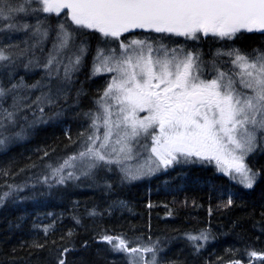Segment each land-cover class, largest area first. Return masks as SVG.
I'll use <instances>...</instances> for the list:
<instances>
[{"label": "trees", "instance_id": "trees-1", "mask_svg": "<svg viewBox=\"0 0 264 264\" xmlns=\"http://www.w3.org/2000/svg\"><path fill=\"white\" fill-rule=\"evenodd\" d=\"M37 19L45 21L47 38L7 27L35 25ZM58 25L44 13L0 20V48L29 50L24 57L14 56L13 63L0 62V86L24 85L0 98V107L16 111L15 123L0 127V264H58L60 259L65 264H129V254L114 250L104 236L123 238L129 248L154 246L157 264H264L262 137L247 161L258 173L252 188L196 163L174 164L140 179L126 178L122 168H129L127 163L105 169L100 165L88 175H82L87 169L78 168L54 174L84 150L82 138L99 101L95 87L100 82L88 53L71 71V79H64L63 65L70 56L53 48ZM85 35L72 37L76 54L95 45L96 39ZM261 40L264 35L252 33L236 41L244 50L263 52ZM14 45L19 48H9ZM50 54L62 62L58 75L55 65L51 75L43 67ZM29 60L33 63L25 68ZM13 96L19 98L16 109L11 107ZM69 172L72 178H67ZM60 175L66 177L63 183L58 182ZM202 232L207 240L188 239ZM152 255L137 253L138 264H146Z\"/></svg>", "mask_w": 264, "mask_h": 264}, {"label": "snow or ice", "instance_id": "snow-or-ice-1", "mask_svg": "<svg viewBox=\"0 0 264 264\" xmlns=\"http://www.w3.org/2000/svg\"><path fill=\"white\" fill-rule=\"evenodd\" d=\"M64 10L66 18L77 28L91 29L113 40H119L123 33L132 29L193 39L197 38V33L232 39L242 30L264 32V0H0V20L3 21L14 20L15 14L60 16ZM44 22L37 19L35 25L8 23L7 27L30 30L33 36L47 38L49 30L43 27ZM72 37L73 32L65 23H60L53 45L55 52L58 54L68 48ZM13 47L19 48L18 45L9 46ZM28 51L27 48L18 52L0 48V62L13 63L14 56L19 59ZM84 52L85 48L81 47L78 54H74L75 58L69 57V63L63 65L65 80L71 79L70 73L79 65ZM224 54L234 57L231 63L241 69L238 74L240 88L236 86V74L220 71L215 64L216 75L211 79L204 78L199 53L183 48L169 50L164 45L153 48L145 41L132 40L129 44L121 42L119 52L112 48L105 55V49H98L95 61L99 63L94 61L93 75L116 73L97 101L105 113L103 124L106 131L102 138L95 132L89 135L85 150L66 159L54 174L75 167L73 162L77 160L86 165L87 170L82 175H88L101 161L109 165L119 164L122 153L125 159L131 158L128 141L144 135L151 136V152L159 165L167 167L180 162L181 158L187 161L192 157L215 160L218 168L222 162L227 165L220 169L225 175L234 172L237 175H232V179L252 188L258 173L248 167L244 158L255 147L257 132H264V52L257 51L252 56L235 49ZM32 63L29 60L24 67L28 68ZM61 64L56 55L50 54L43 67L51 75L55 65L58 75ZM3 66L7 67V64ZM38 84L39 81L31 87ZM22 86V81L10 88L0 86V98ZM109 99L119 105L116 121L110 119L113 113L110 111L112 106L107 103ZM18 103L19 98L13 96L11 107L16 109ZM141 112L147 115L141 117ZM15 116L16 111L0 107V127L5 122L15 123ZM98 119L99 116L93 119V128L98 127ZM113 125L123 131L117 132L115 140L119 149L112 147L117 158L109 159L104 150L113 136ZM97 141H100L98 147ZM3 143L0 140V144ZM143 167L135 172L122 171L127 179H137L145 174ZM147 171L151 173L154 169L149 166ZM72 177L73 173L69 172L67 178ZM65 179L60 175L58 182L63 183ZM102 239L112 244L114 250L128 253L129 264H138L136 254L140 252L153 254L146 264H157L154 246L129 248V242L123 238L104 236ZM188 239L196 242L207 240L208 236L202 232L199 236L189 235ZM250 255L257 256L255 252ZM58 264H65V260L60 259Z\"/></svg>", "mask_w": 264, "mask_h": 264}, {"label": "rangeland", "instance_id": "rangeland-1", "mask_svg": "<svg viewBox=\"0 0 264 264\" xmlns=\"http://www.w3.org/2000/svg\"><path fill=\"white\" fill-rule=\"evenodd\" d=\"M51 17L56 18L58 21V24H60L64 20H66V22H65L66 27H70V30L76 35L78 32H85L86 34H88V36H92L96 39V43L93 47H91L90 52L85 51L89 55L92 56V60H93L92 64L93 65H94V61H95L96 52L98 49H105V55H107L108 50H110L112 48H116L117 51L119 52V44L121 42H123L125 44H129L132 40H140V41H145L148 44H151L153 46V48H158L160 45H164L169 50L183 48L185 51H188V52L199 53L200 60L202 62L206 63V65L203 67L204 68L203 77L206 79H211L214 75H216V72L213 69V64H215L220 71H222L223 68H226V69H229V71H231L233 74H237L241 70L239 67L234 66L231 63V61L234 57H229L226 54L222 55V53H227L230 50L239 49L238 44L233 39H227V38L221 39L219 37L212 36V37H207L209 39H206L205 42H202V41L200 42L198 35H197V38L193 39V38H188V37H184V36H176L173 34L165 33V34H161V35L144 34L143 36H140V37H125V38L120 37L119 40H113V38H110V37L109 38L103 37L100 33L96 32L94 30L77 28L75 25H73L71 23V21L69 19L66 18L64 12H62L60 16H56L55 14H51ZM171 38H174V39H171ZM201 39L204 40L205 38L201 37ZM102 41L104 44L100 45V42H102ZM208 43H211L212 47H210L208 45ZM261 43H262V41H261ZM261 46H264V42L262 43ZM71 47H72V44H70L68 48L61 50V52H69L71 55H74V52L76 51V49L71 48ZM133 47H136V46L133 45ZM253 49H254V47L249 49V52L247 54H252V52L254 51ZM96 63H99V61H97ZM92 68H93V66H92ZM211 71H212V73H210ZM108 74H111V75H108ZM114 75H116V73H113V72H102L100 74H96L97 78L100 80L99 84L95 87L96 94H97L99 101L103 95L104 90L107 88L108 84L111 82V79ZM234 79L237 81V84H236L237 88H240L241 87V85L239 83L240 76H237V78H236V75H234ZM244 91H248V90L244 89ZM92 101H94L93 98H92ZM101 103H103V101H101ZM107 103L112 106L110 108V111L113 113V115L110 117V119L112 121H116L118 118V115H119V105L116 103V101L111 100V99H109L107 101ZM145 115H147L146 112L144 115H141V113H139V116H141V117H143ZM97 116H99V119L97 120V122H100V126H98L97 128H93L92 127L93 119ZM104 117H105V113L103 111V108L101 107V104L97 103L96 109L94 111V116H93L92 122L87 127V129H88L87 138L89 135H92L93 132H95L97 134L98 128H100L102 130L100 137L101 138L103 137V134L106 131L104 124H103ZM122 131H123L122 128L116 129L115 125H113V136L111 137V140L109 142L107 149L104 150V154L106 156H108L109 159H116L117 158L116 153L112 152V147L114 146V141L117 139V132H122ZM262 134H263V132H257V140L255 142V147L253 148V150L250 153H248L245 156V158H244L245 163L247 162L248 157H250L254 153L255 149L259 146L258 144L261 141H259L258 138ZM84 141H85V139L82 141V145L84 144ZM87 142L88 141L86 139V143ZM99 143H100V141H97L96 147H98ZM128 144L131 148V152L128 153V155L131 158L125 159L124 154L122 153L120 155L119 159H120V162L122 160H127L124 162V164L127 163L126 165L129 168H122V169H127V170H131V171L135 172L141 166H144L143 171L145 172V174L139 176V178H137V179L145 178V177L152 175L154 173L165 171L168 167H170V166L165 167L163 165H159V161L156 160L155 156H153V154L151 152V147H152L151 136L141 135L138 138H135V139L128 141ZM148 146H149V148L146 151L145 149ZM119 147L120 146H116L117 150L119 149ZM84 150H85V146H84ZM143 155L151 157L152 160H146L147 163L140 164L141 158ZM150 161H151V163H149ZM92 162H94V161H89V163H92ZM186 162H196V163L205 162L207 164L215 166V168L218 170L219 174H221V175L222 174L225 175V172L220 170V169L227 167V165L222 162L218 168L215 160H212V161L199 160L196 157H192V158H189L187 161H185L184 158H181L180 163H186ZM76 163L77 162H74V164H76ZM180 163L176 162L175 164H180ZM149 166L154 169V171H152L151 173H148V171H147ZM71 169H74V167ZM119 169H121V168H119ZM232 175H237V174L232 172L230 175H226V176L231 178ZM235 180L239 181L238 179H235Z\"/></svg>", "mask_w": 264, "mask_h": 264}, {"label": "flooded vegetation", "instance_id": "flooded-vegetation-1", "mask_svg": "<svg viewBox=\"0 0 264 264\" xmlns=\"http://www.w3.org/2000/svg\"><path fill=\"white\" fill-rule=\"evenodd\" d=\"M242 35H243V34H236V35L234 36L235 40H237L238 37H239V36H242ZM244 35H251V34H244ZM237 44H238V43H237ZM238 46H239V49H238V50H240V52H241V53H244V54H247V53L249 52V49H251V48H249V49L244 50V49H242V47H240L239 44H238Z\"/></svg>", "mask_w": 264, "mask_h": 264}, {"label": "water", "instance_id": "water-1", "mask_svg": "<svg viewBox=\"0 0 264 264\" xmlns=\"http://www.w3.org/2000/svg\"><path fill=\"white\" fill-rule=\"evenodd\" d=\"M64 11H66V10H64ZM139 30H141V29H132V30H130L129 32H137V31H139ZM258 33L264 34V32H258Z\"/></svg>", "mask_w": 264, "mask_h": 264}]
</instances>
